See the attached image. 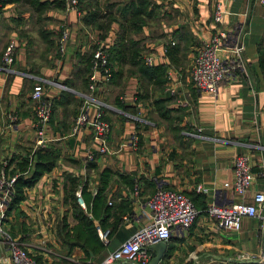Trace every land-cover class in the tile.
Segmentation results:
<instances>
[{
	"label": "crops",
	"instance_id": "0c3cea01",
	"mask_svg": "<svg viewBox=\"0 0 264 264\" xmlns=\"http://www.w3.org/2000/svg\"><path fill=\"white\" fill-rule=\"evenodd\" d=\"M31 1L0 0V167L7 161L11 172L22 174L19 164L38 148L32 94L41 84L54 108L42 146L54 151L58 160L24 190L22 200L10 206L5 228L38 264L64 260L101 264L137 229L150 223L146 201L161 186L188 195L198 215L186 234L172 235L166 241L167 250L159 263L172 262L182 251H201L214 259L230 250L250 254V239L259 232V218H242L240 230L228 231L217 227L204 209L212 202H251L256 192L264 191V66L260 65L264 5L258 0H151L158 6L152 18L140 32H125L127 24L123 23L131 15L123 16L120 11L136 0H97L103 19L90 25L85 22L88 0L80 1V12L60 0H40L58 1L60 6L38 11ZM215 3L226 12L218 25L212 22ZM63 29L69 30L70 39L60 54L56 39ZM215 31L234 35L243 48L245 65L244 74L221 85L216 97L196 92L189 74L192 57ZM120 36L126 40L124 64L119 65L117 54H112L116 73L112 81L95 92L85 90L79 70L82 59L91 56L98 45L112 51ZM10 41L17 46L16 60L6 68L2 56ZM133 45L144 64L150 58L152 67L164 69L172 88L168 95L173 97L166 108L172 110L171 117L178 118L171 124L152 107L165 97L164 92L150 90L148 98L142 94L140 74L130 65ZM173 47L178 48L176 63L166 54ZM86 100L93 114L100 108L111 124L107 154L97 151L90 128L73 134ZM175 128L180 134L174 133ZM240 154L249 156L254 175L245 195L233 190V160ZM24 175L28 177V172ZM198 184L206 191L195 192ZM74 189L77 204L97 227L110 230V243H103L104 250L98 255L79 246L70 249L59 235L63 220L71 227L79 224L72 205ZM0 263L13 264L1 244Z\"/></svg>",
	"mask_w": 264,
	"mask_h": 264
},
{
	"label": "built area",
	"instance_id": "2783aa9c",
	"mask_svg": "<svg viewBox=\"0 0 264 264\" xmlns=\"http://www.w3.org/2000/svg\"><path fill=\"white\" fill-rule=\"evenodd\" d=\"M67 1L69 8L80 12L81 0ZM264 5V0H258ZM225 10L220 3H215L212 11V22L218 25L225 16ZM70 39L68 29H63L59 39V53L63 54ZM16 43L10 41L2 56L3 64L9 68L15 64ZM243 48L237 43L232 33L215 31L208 42L203 43L191 59L189 74L193 89L198 93H207L214 97L218 94L221 85L234 82L238 75L245 72L242 60ZM145 65L152 67L153 61L146 58ZM114 68L110 60V54L103 45H98L91 61L90 91L109 84L113 79ZM170 79V73L167 74ZM172 91V88L170 92ZM32 100L36 102V142L35 146L45 144L46 128L51 122L53 104L46 98L44 86L37 85L32 94ZM91 103L86 100L80 109L74 126L73 134H77L82 128L88 127L97 143V151L101 154L110 152L109 138L111 124L105 120L104 112L97 108L95 113L91 111ZM94 159V155H90ZM233 190L238 195H245L250 189L254 175L249 165V156L236 155L233 160ZM20 174L12 173L5 161L0 167V244L5 245L9 258L13 264H38L23 247L22 243L13 238L5 229L4 219L16 193V182ZM140 183L137 185L139 190ZM201 184L196 185L195 192H205ZM138 193V191L136 192ZM79 201H84L79 196ZM150 209V223L137 229L118 248L111 251L101 264H116L126 262L130 264H148L151 259L150 246L167 241L172 235L186 234L193 225L198 210L192 199L181 191L169 188L157 187L146 201ZM205 214L213 219L217 227L238 231L241 228L242 218L257 217L260 220V249L256 259L264 263V191L256 192L251 202H232L229 204L212 202L205 209ZM98 234L104 244L110 243V230L98 228ZM1 264V263H0Z\"/></svg>",
	"mask_w": 264,
	"mask_h": 264
},
{
	"label": "trees",
	"instance_id": "16d2710c",
	"mask_svg": "<svg viewBox=\"0 0 264 264\" xmlns=\"http://www.w3.org/2000/svg\"><path fill=\"white\" fill-rule=\"evenodd\" d=\"M12 0H9V2ZM8 2V1H7ZM65 3V1H61ZM60 2V3H61ZM66 4V3H65ZM31 5L36 8L38 11H44L55 6H60L58 1L52 3L44 2L41 3L40 0H32ZM97 0H88V11L85 22L90 24H98L101 17V13L97 8ZM147 9H150L149 12ZM158 9L156 2L151 0H136L129 5H126L121 9V14L123 16H130L131 18L123 23V26L127 24V27L124 26V31L128 29H133L135 32H140L143 26L146 25L147 19L152 18L154 11ZM108 20V19H107ZM111 20L109 19V22ZM109 23H107L108 25ZM102 28V25L100 26ZM125 37L120 36L117 42L116 48L109 51L110 60L114 68L113 75L115 76V64L113 62L114 55L117 54V59L119 65L124 64L125 54L127 52ZM130 65L133 67L141 78V90L145 98H148L149 91L153 90L163 91L164 87L168 84L167 80L164 78V69L163 67H148L144 64L143 59H140L139 50L136 45H133L132 50L130 51ZM168 58L172 63H176L175 57L178 54V48L173 47L172 49H167L166 52ZM113 57V58H112ZM91 56H86L82 59L83 69L79 70L83 73L82 85L85 90H87L91 84ZM260 65L264 66V51L260 53ZM140 97V96H139ZM70 101V99H69ZM173 101V97L168 94L164 98L153 102L152 107L156 114L163 120L167 121L168 124H171L172 121L177 120V117H171L172 110L166 108V106ZM180 110H176L174 113H179ZM54 112V108H53ZM179 133L180 130L175 128L174 133ZM58 156L54 151L49 149H44L43 146L36 148L33 152L32 157H26L19 164L20 174L16 182V193L13 197L11 205L18 203L24 198V190L33 186L44 173L49 172L56 165ZM28 172V177L24 173ZM14 173V172H12ZM75 189L72 191V205L74 208V216L79 220V224L75 227H71L66 221L63 220V223L60 225L59 235L62 239L68 244L70 249L75 246H79L86 251H91L94 255L102 253L105 245L101 241L98 234V227L91 219L85 209L77 204V196H75ZM100 194V189L97 193V196ZM10 205V206H11ZM71 252V251H70ZM226 259V258H225ZM120 263V262H118ZM116 263V264H118ZM59 264H77L67 260L62 261ZM123 264H127L124 262ZM228 264H264L259 260H239L235 262H230Z\"/></svg>",
	"mask_w": 264,
	"mask_h": 264
},
{
	"label": "rangeland",
	"instance_id": "374dc122",
	"mask_svg": "<svg viewBox=\"0 0 264 264\" xmlns=\"http://www.w3.org/2000/svg\"><path fill=\"white\" fill-rule=\"evenodd\" d=\"M59 39H60V35L58 36V38L56 39V50H59ZM96 47L92 50V54L91 57L93 58V53L95 52ZM91 58V61H92ZM168 82V81H167ZM170 86L169 83L164 87V90L162 92H164V94H169L170 93ZM142 91V90H141ZM150 92V91H149ZM81 107V106H80ZM5 226V225H4ZM6 229V228H5ZM6 231L15 239H17L15 236H13L7 229ZM19 240V239H18ZM20 241V240H19ZM21 242V241H20ZM250 246H251V253L248 255H243L240 252L237 251H233L230 250L227 254H224L223 258H216L214 259L213 257H207L203 252H199V251H195L193 253H190V251H182V255L181 253L179 254L180 256L178 258H173L172 262H169L167 259L163 260L162 263L159 264H228V263H232L235 261H241V260H257L256 259V255L259 252L260 249V234L259 232L257 233L256 236H252V238L250 239ZM3 247L7 250L6 246L3 245ZM25 248V247H24ZM8 251V250H7ZM203 251V250H202ZM28 252V251H27ZM224 258H228V259H224ZM130 264V263H127Z\"/></svg>",
	"mask_w": 264,
	"mask_h": 264
},
{
	"label": "water",
	"instance_id": "95a60500",
	"mask_svg": "<svg viewBox=\"0 0 264 264\" xmlns=\"http://www.w3.org/2000/svg\"><path fill=\"white\" fill-rule=\"evenodd\" d=\"M166 250H167L166 241H161L150 246L151 259L148 264H158L160 260L163 258L164 254L166 253ZM123 263L124 262H120L118 264H123Z\"/></svg>",
	"mask_w": 264,
	"mask_h": 264
}]
</instances>
